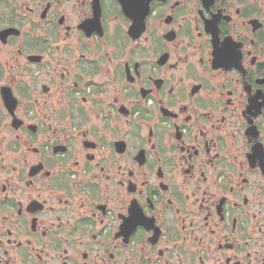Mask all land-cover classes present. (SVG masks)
<instances>
[{"label": "flooded vegetation", "instance_id": "flooded-vegetation-1", "mask_svg": "<svg viewBox=\"0 0 264 264\" xmlns=\"http://www.w3.org/2000/svg\"><path fill=\"white\" fill-rule=\"evenodd\" d=\"M0 264H264V0H0Z\"/></svg>", "mask_w": 264, "mask_h": 264}]
</instances>
